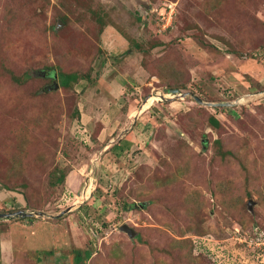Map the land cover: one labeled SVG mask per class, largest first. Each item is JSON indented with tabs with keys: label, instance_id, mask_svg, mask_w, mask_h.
I'll list each match as a JSON object with an SVG mask.
<instances>
[{
	"label": "rangeland",
	"instance_id": "1",
	"mask_svg": "<svg viewBox=\"0 0 264 264\" xmlns=\"http://www.w3.org/2000/svg\"><path fill=\"white\" fill-rule=\"evenodd\" d=\"M20 209L43 215L0 219L15 264H264V0H0V212Z\"/></svg>",
	"mask_w": 264,
	"mask_h": 264
},
{
	"label": "crops",
	"instance_id": "2",
	"mask_svg": "<svg viewBox=\"0 0 264 264\" xmlns=\"http://www.w3.org/2000/svg\"><path fill=\"white\" fill-rule=\"evenodd\" d=\"M110 29H106V33L107 32H108V34L113 33L112 30H110ZM114 38L119 40L118 36H114ZM127 42H128V40L126 39V46H128V43H129V42L128 43ZM122 43H123V41H122ZM123 52H125V50ZM124 91H125L124 90V85H120V84L119 85L116 84L114 86H111V91L110 92L108 90L109 95H112L113 97H120V95H122V93L124 94ZM130 116L131 115H129V117ZM36 221L37 220H32V221L25 222V219H24L22 221L21 220H15L14 222H10L9 223L10 225L6 224V225H8L7 228L10 227V229H11L13 227V231H14V229L16 227H20L22 233H24V234H22V236L23 235L24 236L20 238V239H23L25 241V243L28 244V245L24 244L22 246L24 248V252L26 250H29L30 248L31 249L38 248L37 247V241H38L37 239L40 238L42 235H40V236L38 235V237L35 238V239H33L32 237H29V235H28L29 232L28 231H30V230L34 231V229H31L29 226H27V225H30V226L34 227V224H35ZM47 222L48 221L45 220L42 223H47ZM0 224H2V223H0ZM3 228H4V225H0V261H1L2 264H15V262L14 263L12 262V258L16 256V247L15 246H16V244L18 242H15L14 240H12V236L10 235L11 231H10V234L8 235V231H6ZM38 228H40V227H38ZM38 228H37V231H38ZM36 233L37 232H35V234ZM20 239L17 238V241H19ZM28 259H29L28 263H31L32 260L30 258H28Z\"/></svg>",
	"mask_w": 264,
	"mask_h": 264
},
{
	"label": "water",
	"instance_id": "3",
	"mask_svg": "<svg viewBox=\"0 0 264 264\" xmlns=\"http://www.w3.org/2000/svg\"><path fill=\"white\" fill-rule=\"evenodd\" d=\"M54 87H58V83L54 84ZM172 93H177L178 95L180 94L181 96H183L181 94V90L178 88L172 89L171 90ZM190 94L192 96H194L199 102L201 103H205L208 105H219V104H231L228 102H206L204 101L202 98H200L199 96H197L196 94H194L193 92H190ZM254 204V200L250 199L249 200V208L252 209V206ZM65 212V210L63 211ZM32 215H43V212H34V211H29V210H25V209H20V210H16V211H10V212H0V219H9V218H14V217H26V216H32ZM60 214H58L57 216H59ZM120 229L123 231H126L129 235L134 236L135 235V231L132 227H130L128 224H123L122 226H120Z\"/></svg>",
	"mask_w": 264,
	"mask_h": 264
},
{
	"label": "trees",
	"instance_id": "4",
	"mask_svg": "<svg viewBox=\"0 0 264 264\" xmlns=\"http://www.w3.org/2000/svg\"><path fill=\"white\" fill-rule=\"evenodd\" d=\"M126 52H130L129 48H128V50ZM126 52H124L123 54H126ZM50 74L53 77H57V74L55 72H52ZM58 76L61 77V84L66 86V87L71 86L72 83H74V82L79 80V75L77 73H63V72H59ZM13 78L15 80H17V81H20V80L22 81V80H25L27 78V76L24 75L22 77H19V76L13 75ZM68 78H69V80L67 81ZM214 122L217 123V120L214 119ZM195 246H196V244H195ZM91 254H92L91 251H87L86 254H85V258H89L91 256ZM193 255H199V252L196 251V247L193 248ZM82 259H83V255L80 254L79 251H77V253L75 254L76 262L79 263L80 261H82ZM0 264H1V261H0Z\"/></svg>",
	"mask_w": 264,
	"mask_h": 264
},
{
	"label": "bare ground",
	"instance_id": "5",
	"mask_svg": "<svg viewBox=\"0 0 264 264\" xmlns=\"http://www.w3.org/2000/svg\"><path fill=\"white\" fill-rule=\"evenodd\" d=\"M156 98V97H155Z\"/></svg>",
	"mask_w": 264,
	"mask_h": 264
}]
</instances>
